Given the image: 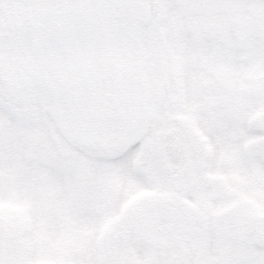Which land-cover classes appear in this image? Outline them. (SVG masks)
I'll return each instance as SVG.
<instances>
[{
    "label": "rangeland",
    "instance_id": "rangeland-1",
    "mask_svg": "<svg viewBox=\"0 0 264 264\" xmlns=\"http://www.w3.org/2000/svg\"><path fill=\"white\" fill-rule=\"evenodd\" d=\"M125 31L121 28L116 36L117 42L125 43L120 49L128 48L124 53H129L122 67L126 70L129 86L137 87L135 93L132 90L131 97L142 104L140 107H145L140 111L141 117L147 119L149 116L151 120L148 125L141 118L142 129L154 124V132H151L164 130L161 123L166 116L156 102L173 100L172 112L189 121L194 119L197 129L205 130H199L205 138L210 143L211 139L214 141L215 163L224 167L220 177L226 178L235 193L223 200L226 208L222 212L213 210L207 203L195 202L218 221L213 227L212 246L200 261L264 264V203L259 204L257 200L260 194L264 198V0H168V28L160 30L162 38H159L163 42L168 37V61L151 56L143 74L133 62L136 50L129 51L132 42H127L129 31L126 34ZM139 33L142 38H150V30L146 32L141 28ZM162 64L168 70L166 75L162 72ZM161 85L170 88L163 99L159 94ZM61 112L43 109L28 116L29 112L15 111L0 102V220L4 222L8 218L9 207L25 213L28 230L34 232L25 242L29 258L32 256L30 264H101L95 251L97 240H102L99 231L105 225H114L116 219L119 221L130 215L126 210L133 205L125 196L150 190V182L140 175L137 167L144 165L141 164L143 160L148 167L155 165L157 178H160V171L163 177L169 165L163 162L165 155L156 154L154 165L152 161L148 164L149 159L143 156L136 157L135 164L130 159L127 162L120 159L119 167L110 156L107 162L105 153L93 148L88 162L80 163L75 171L74 202L66 204L63 199L67 192L71 194L72 187L62 185L61 180L55 184L53 170L56 161L63 159V154L57 151L66 150L59 147L64 138L56 136L55 128L58 127L53 125L56 119L66 115L62 116ZM32 119L48 120L37 121L48 125L39 126ZM51 129L55 131L50 132ZM64 131L67 134L65 128ZM148 132H142L137 138L143 150L153 137V133ZM176 155L175 152L173 156ZM215 172L210 173L212 180ZM114 175L118 188L121 186L119 206L109 202L112 189L116 187L111 180ZM209 184L198 183L191 195L206 192L205 201L215 205L222 195L214 196L212 188L208 192ZM159 192L158 188L156 196ZM101 193L109 202L104 210L108 222L102 216ZM166 196L162 194L157 200H164ZM246 197L258 204L250 207L243 201ZM63 212L67 218L65 222L61 217ZM87 214L90 224L85 227ZM253 221H258L259 228L260 225L263 228L246 238L240 228ZM166 238L158 225L151 240L144 239L147 245L142 243L139 247L147 251L155 264H167L172 250L167 249ZM168 240L171 243L168 246L172 247L174 244L170 238ZM3 242L7 251L3 253L5 256L0 255V264H7L11 255L18 256ZM127 243L132 246L137 242L128 238ZM134 256L129 254L126 264H142L143 259ZM143 256L147 259L145 254Z\"/></svg>",
    "mask_w": 264,
    "mask_h": 264
},
{
    "label": "flooded vegetation",
    "instance_id": "flooded-vegetation-1",
    "mask_svg": "<svg viewBox=\"0 0 264 264\" xmlns=\"http://www.w3.org/2000/svg\"><path fill=\"white\" fill-rule=\"evenodd\" d=\"M138 27L146 32L150 30V38H142ZM121 28L129 31L126 37L127 42H132L129 51L135 48L133 62L142 74L151 56L168 61V37L163 42L159 39L162 38L160 30L168 28V0H0V102L15 111L29 112L28 116L43 109L62 110V116L66 114L55 120L53 125L58 128L50 132H58L56 136L64 138L59 147L66 150L57 151L63 154V159L56 161L53 170L56 172L55 184L61 180L62 185L72 187L71 194L67 192L63 199L69 205L73 204L76 195L75 171L80 163L88 162L91 149L104 152L106 161L110 156L119 167L120 159L126 162L130 159L135 164L136 157L146 156L148 164L152 161L154 165L156 154L166 156L163 162L169 166L163 177L160 171V178H157V167L146 166L144 160L141 163L144 165L137 167L140 175L150 182V190L125 196L133 205L132 209L126 210L130 215L119 221L116 219L114 225H105L99 231L102 240L96 239L95 251L101 264H126L129 254L141 257L142 264H155L139 245H147L144 239L151 240L158 225L167 237V249L172 250L167 264H207L200 260L212 246L213 227L218 221L195 202L207 203L213 210L222 212L226 208L223 200L235 193L226 178L220 177L224 167L215 163L214 141L211 139L210 143L205 138L199 131L205 130L199 126L197 129L194 119L189 121L174 114L173 100L156 102L166 116L161 123L164 130L153 133L154 124L142 129L141 120L148 125L151 120L149 116L147 119L141 117L140 111L145 107H140L142 104L131 97L132 90L135 93L137 87L129 86L126 70L122 67L129 53H124L128 48L120 49L125 43L116 40ZM161 69L166 75L165 64ZM169 90L168 85H161L160 99ZM169 98L173 97L169 95ZM40 120L32 119L33 122ZM142 132L153 133L144 150L137 140ZM175 152L176 157L173 156ZM212 170L216 171L213 180L210 178ZM111 180L115 181L116 187L112 189L109 202L118 205L121 186L118 188L116 175L111 176ZM198 183H210L208 192L213 189L214 196L222 195L215 205L205 201L206 192L191 195L192 188ZM38 188L42 189V186ZM158 188L161 193L156 196ZM162 194H167L166 199L157 200ZM104 196L101 193L102 216L106 219L104 210L109 202ZM89 198L91 200L90 194ZM257 200L259 204L264 203L261 194ZM243 201L250 207L258 204L249 197ZM7 213L5 224L0 220V255L5 256L3 253L7 251L5 241L18 256L13 258L10 254L15 264H30L32 256L29 258L25 242L27 236H34L33 229L28 230L26 215L17 208L12 211L9 207ZM88 214L84 219L88 222L85 227L90 224ZM118 214L121 215L119 210ZM61 217L64 222L67 220L64 212ZM262 228L258 221H253L240 229L248 238ZM39 234L43 236L41 232ZM61 234L65 235V232ZM128 238L134 239L136 245L129 246ZM168 238L174 244L172 247L168 246L171 244ZM12 259L6 263L14 264Z\"/></svg>",
    "mask_w": 264,
    "mask_h": 264
}]
</instances>
